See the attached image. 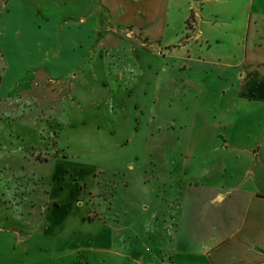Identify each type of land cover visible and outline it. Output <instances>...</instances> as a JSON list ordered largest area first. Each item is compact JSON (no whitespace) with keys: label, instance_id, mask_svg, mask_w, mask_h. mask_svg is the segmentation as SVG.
<instances>
[{"label":"crops","instance_id":"0c3cea01","mask_svg":"<svg viewBox=\"0 0 264 264\" xmlns=\"http://www.w3.org/2000/svg\"><path fill=\"white\" fill-rule=\"evenodd\" d=\"M22 75L31 83L18 93L36 102L77 99L66 126L85 133L91 116L115 151L152 145L173 163L172 227L161 239L171 246L159 249L158 264H264V0H0V100L15 95ZM57 159L51 178L71 168ZM83 161L84 174L93 165ZM50 189L43 237L68 224V202ZM55 234L57 251L65 242L87 248L75 244L79 233ZM25 252L18 264H35Z\"/></svg>","mask_w":264,"mask_h":264},{"label":"rangeland","instance_id":"374dc122","mask_svg":"<svg viewBox=\"0 0 264 264\" xmlns=\"http://www.w3.org/2000/svg\"><path fill=\"white\" fill-rule=\"evenodd\" d=\"M190 20L191 17L187 19V36L192 33ZM30 79L22 75L15 95L0 100V264H18L20 258L28 261L25 249L32 254L35 264H134L131 257L142 264H158L159 249L171 246L168 239L165 243L161 239L172 227L173 210L165 195L174 196V187L165 186V182L171 184L167 175L168 170L174 171L173 163L162 161L159 157L162 152L152 145L148 147L151 151H143L136 144L124 148L118 145V152L115 151L114 146L105 145L95 135L91 116L86 127L82 125L85 133L66 126L70 116L65 110L76 114L77 99L69 103L58 96L45 104L34 101L32 96L20 95L19 88H29ZM66 103L69 104L64 107ZM94 111L97 113L94 117L101 116L103 105ZM175 130H179L178 122L171 131ZM61 147L63 151L59 153L56 149ZM57 154L71 168L68 173L51 178L52 170L61 167V160L54 161ZM86 158L93 167L86 166L87 173L83 174L79 165H86L83 161ZM48 187L70 207L63 232L54 227L43 237L40 209L47 200ZM76 198L83 203L81 206L79 202L75 206ZM78 214L82 217L80 221ZM100 223L112 229L111 235H106ZM66 232L75 233L73 236L79 233L75 244L87 248L74 251L65 242L57 251L52 239L55 233ZM97 233L103 240L90 242L88 236ZM30 234L34 236L28 242L16 240ZM98 247L112 249V253L97 250Z\"/></svg>","mask_w":264,"mask_h":264},{"label":"built area","instance_id":"2783aa9c","mask_svg":"<svg viewBox=\"0 0 264 264\" xmlns=\"http://www.w3.org/2000/svg\"><path fill=\"white\" fill-rule=\"evenodd\" d=\"M195 15H196V12H195V9L193 8L192 11H191V14L188 17V18L191 17L190 25L188 24L189 27H191V28H194V25H195V21H196V19H195L196 16Z\"/></svg>","mask_w":264,"mask_h":264}]
</instances>
